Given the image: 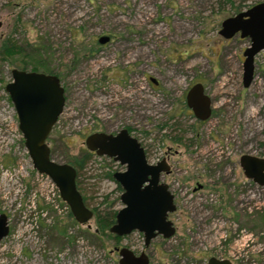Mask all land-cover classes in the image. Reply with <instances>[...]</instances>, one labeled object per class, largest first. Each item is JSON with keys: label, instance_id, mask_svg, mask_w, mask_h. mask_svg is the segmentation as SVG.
<instances>
[{"label": "rangeland", "instance_id": "rangeland-1", "mask_svg": "<svg viewBox=\"0 0 264 264\" xmlns=\"http://www.w3.org/2000/svg\"><path fill=\"white\" fill-rule=\"evenodd\" d=\"M226 1L0 0V46L9 39L28 57L0 60V215L9 226L0 264H118L115 247L143 250L137 232L117 242L93 235L95 218L76 223L50 179L33 168L4 90L10 71L28 62L25 70L38 63L39 72L57 75L65 89L63 112L47 140L60 163L88 152L85 139L108 131L110 123L151 133L157 111L161 119L171 99L202 84L211 116L190 135L194 146L173 145L179 153L166 178L176 197L169 217L176 232L153 239L146 252L151 264H206L211 257L264 264V187L247 186L239 166L245 154L264 158V53L256 56L254 79L245 89L243 52L250 42L218 34L237 9L264 1ZM101 36L110 43L99 44ZM120 171L92 157L79 173V192L90 210L122 208V191L105 176ZM198 185L202 189L193 193ZM222 203V217L234 222L218 220L203 229ZM236 234V243L222 249L220 242Z\"/></svg>", "mask_w": 264, "mask_h": 264}, {"label": "water", "instance_id": "water-1", "mask_svg": "<svg viewBox=\"0 0 264 264\" xmlns=\"http://www.w3.org/2000/svg\"><path fill=\"white\" fill-rule=\"evenodd\" d=\"M218 34L225 40L237 35L249 40V46L243 52L242 74V86L249 88L254 79L255 58L261 52L264 53V2L224 19ZM108 41L107 36L98 39L101 45ZM10 74L11 81L5 85L4 90L15 109L18 128L33 168L50 179L76 223L88 224L94 218V212L85 205L77 188L76 170L70 164L56 162L47 143L65 106L64 88L59 78L53 74L16 68ZM186 98L197 119H209L211 99L202 84L193 85ZM85 147L98 157L112 158L125 166L123 171L113 174V180L122 190V208L117 211L109 233L120 238L133 232L140 233L145 248L158 236L163 239L174 236L175 228L168 216L175 212L176 206L168 187L160 183V174L167 171L166 167L147 163L143 149L125 130L116 135L93 133L85 139ZM239 166L246 179L264 187L263 157L242 155ZM8 234V220L5 215H0V241ZM113 251L118 255V264H149L144 252L135 255L126 247H115ZM207 264L231 263L211 257Z\"/></svg>", "mask_w": 264, "mask_h": 264}, {"label": "flooded vegetation", "instance_id": "flooded-vegetation-1", "mask_svg": "<svg viewBox=\"0 0 264 264\" xmlns=\"http://www.w3.org/2000/svg\"><path fill=\"white\" fill-rule=\"evenodd\" d=\"M108 38H109V41L105 44L110 43V37H108ZM97 42H98V40H97ZM151 79L152 78H150V81L153 85L157 86L159 84L157 81H152ZM60 83H61V81H60ZM190 89H191V87L188 88L187 91L185 93H183L179 98H173V99H171V101L169 100L170 101L169 102V107H170L169 112L166 115H163L161 117V119H159L160 114L158 113V111L156 112L158 119H156L154 121L153 130L151 133H147V132L143 131L142 129L138 128L137 125L133 126L130 123L129 124H127V123L120 124L121 125L120 127H117L116 125L110 123V124H108V131L104 132L107 135H116L120 131L125 130L127 132V134L131 138L135 139L137 141V143L140 145V147L143 149L147 163H149L150 165H153V166H157L160 164L161 167H166L167 171L161 172V174H160V183H163L168 187L169 192L173 196V201H174V204L176 206V210H177V205L175 202V199H176L175 194L172 191L173 186L170 184V182L166 181V178L171 174V170H172L171 169L172 155L179 153L178 149H173V145H176L177 147H186L187 149H190L191 146L195 145V140H196L194 137L192 139H190V135L192 134V136H194V132L196 131L195 128H196L197 124L198 125L202 124L208 120L207 119V120L202 121V120L197 119L196 116L193 114L192 110L190 109V107L188 106L186 97H187V94L190 91ZM64 96H65V103H66L65 89H64ZM211 113H212V102H211ZM134 123H136V122H134ZM98 133H102V132H98ZM195 137H196V135H195ZM88 153H91L93 157H96V158L98 157L94 152L88 151ZM103 158L109 160L112 164H116L119 168H121L123 170L125 169V166H122L119 163L115 162L112 158H108V157H103ZM246 182H247V186L255 184L252 180H249V179H246ZM201 189H202V186L198 185L196 188L193 189V193L196 192V190H201ZM222 205H223V203H222ZM228 206L229 207L233 206V204L230 202V203H228ZM217 207H219V208H218V210L215 211L216 216H214L211 219V221L207 223V225H204L203 229L209 228L214 223L219 222L218 220H220L222 222V223L220 222L221 224H227V223L231 224L234 222L233 218L226 219V218L222 217L223 211H225V209H226V207L224 205L223 206L219 205ZM208 209H211V208H208ZM214 209H216V207ZM176 210H175V212H176ZM211 211L212 210H210V212ZM175 212H173V213H175ZM173 213L169 214V216H168V219L170 221H171V219L169 217ZM173 226H174V223H173ZM174 228H175V232H176V227L174 226ZM131 234H129V235H131ZM233 234H235V233H233ZM129 235H127V236H129ZM127 236H124V237H127ZM124 237H121V238H124ZM142 237H143V235H142ZM158 237H161V236H158ZM237 238H238V235L236 234V236H231L230 238H228L224 241H221L220 242L221 248L225 249L226 246L228 247V245H233L234 243H236ZM120 247H126V246H120ZM126 248L131 249L129 247H126ZM147 248H145L143 246V250H141L138 253L132 249L131 250L134 252L135 255H139L142 252L146 253V255L148 256V259H149V264H151L150 263V257L146 252ZM216 259H218L219 261H229L231 264H234L233 260H231L229 258H225V257H219L218 258L217 257ZM208 260H207V263H208Z\"/></svg>", "mask_w": 264, "mask_h": 264}, {"label": "trees", "instance_id": "trees-1", "mask_svg": "<svg viewBox=\"0 0 264 264\" xmlns=\"http://www.w3.org/2000/svg\"><path fill=\"white\" fill-rule=\"evenodd\" d=\"M261 1H264V0H261ZM226 2H229L231 4L233 3V2H231V0H228ZM236 12L239 13L241 11H239V9H237ZM24 52H25V50L23 47L17 45L15 42L10 41L9 39H5L0 46V60L6 61V60H8V59H10L16 55L17 56L20 55V56L28 58L26 54L24 55ZM28 65H29V62L24 63V67L21 70H25L26 66H28ZM31 66H32L31 71L39 72L38 67L40 66V64L37 63L36 65L33 64ZM49 74H53V73H49ZM53 75H55V74H53ZM262 146L264 147V143H262ZM92 157L93 156L91 153L86 152L84 154H81L80 156L72 158L71 160H69L66 163L70 164L72 167H74V169L76 170V174L78 176L79 173L86 168L87 164L91 161ZM113 174L114 173L109 172V173H106L105 176H106V178L113 180ZM76 185L78 188L77 177H76ZM117 189L119 191H122L119 186H117ZM78 190H79V188H78ZM83 200H84V198H83ZM84 203H85V200H84ZM109 208H110V206H109ZM116 213H117V211H112L110 209H108V210L105 209L102 211H97V209L94 210V218L96 221V228H95L93 235L96 237L111 238V239L119 242L120 237H116V236L109 233L110 227L115 222ZM70 217H71V214H70Z\"/></svg>", "mask_w": 264, "mask_h": 264}, {"label": "bare ground", "instance_id": "bare-ground-1", "mask_svg": "<svg viewBox=\"0 0 264 264\" xmlns=\"http://www.w3.org/2000/svg\"><path fill=\"white\" fill-rule=\"evenodd\" d=\"M147 2H148V1H146V3H147ZM186 29H187V28H186ZM159 30H160V29H159ZM184 31H185V30H184ZM181 32H182V31H181ZM183 34H184V32H183ZM183 34H182V35H183ZM185 34H186V33H185ZM185 37H186V36H185ZM142 52H143V51H142Z\"/></svg>", "mask_w": 264, "mask_h": 264}]
</instances>
